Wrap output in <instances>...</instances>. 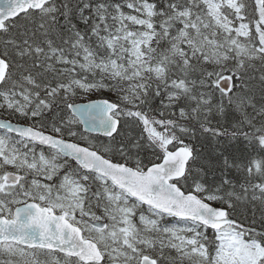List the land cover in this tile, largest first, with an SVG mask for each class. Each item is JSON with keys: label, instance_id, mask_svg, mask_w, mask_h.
<instances>
[{"label": "snow or ice", "instance_id": "obj_1", "mask_svg": "<svg viewBox=\"0 0 264 264\" xmlns=\"http://www.w3.org/2000/svg\"><path fill=\"white\" fill-rule=\"evenodd\" d=\"M0 264H264V0H0Z\"/></svg>", "mask_w": 264, "mask_h": 264}]
</instances>
